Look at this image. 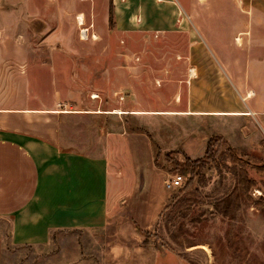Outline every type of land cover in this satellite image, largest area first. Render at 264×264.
I'll return each instance as SVG.
<instances>
[{"label":"rangeland","instance_id":"374dc122","mask_svg":"<svg viewBox=\"0 0 264 264\" xmlns=\"http://www.w3.org/2000/svg\"><path fill=\"white\" fill-rule=\"evenodd\" d=\"M204 2L183 1L193 29L158 33L116 30L111 0H0V102L61 113L59 143L109 165L103 228L54 231L42 247L6 243L0 264L123 263L136 245L131 257L142 264L154 257V264H264V144L232 146L212 135L205 159L193 162L162 149L160 137L191 131V118L178 117L176 127L152 122L156 143L131 112L169 103L176 88L162 82L184 85L183 104L186 85L211 71L206 50L224 54L228 82L243 76L250 42L236 39L242 25L234 21L250 10L236 0ZM138 163L162 171L151 176L146 205L161 193L170 197L143 232L130 226L132 199L143 190ZM174 174L184 176L182 186L164 189L163 178ZM1 226L5 235L8 223Z\"/></svg>","mask_w":264,"mask_h":264},{"label":"crops","instance_id":"0c3cea01","mask_svg":"<svg viewBox=\"0 0 264 264\" xmlns=\"http://www.w3.org/2000/svg\"><path fill=\"white\" fill-rule=\"evenodd\" d=\"M183 1L111 0L114 26L124 32L176 33L186 31L185 27L191 30L190 17L184 11L188 6ZM236 1L241 9L250 10L248 16L234 21L235 25H242L236 39L250 42L244 51L247 59L242 62L246 68L243 76H234L233 83L229 76L228 82L227 73L232 71L221 59L224 54L206 50V69L211 71H206V77L204 72L200 73L199 79L186 85L188 95L183 104L178 103L177 95L184 85L162 82V87L176 88L169 103L152 102L144 109L131 111L149 131L155 129L152 122H170V126L176 127L174 121L178 117L192 119L195 128H185L181 137L174 138L163 130L160 137L162 146H166L158 145L165 151L179 150L185 158L199 159L212 135L222 136L232 146L249 141L264 144V0ZM203 36L206 40L204 33ZM211 57L217 60L213 62ZM59 114L0 102V256L6 243L14 247H42L49 243L54 231L98 229L105 225L107 158L63 147L54 126ZM200 120H206L205 126H200ZM213 121L216 128L210 126ZM152 133L154 141L159 142V134ZM135 167L137 183L143 190L132 199L130 210L135 216L130 226L143 232L156 222L170 197L164 192L146 205L142 196L150 189L151 176L162 171L155 164L146 167L138 163ZM166 179L163 178L164 189ZM1 221L8 223L5 235ZM139 246L130 250L129 260L108 264H142L131 257ZM155 262L154 257L149 264Z\"/></svg>","mask_w":264,"mask_h":264},{"label":"built area","instance_id":"2783aa9c","mask_svg":"<svg viewBox=\"0 0 264 264\" xmlns=\"http://www.w3.org/2000/svg\"><path fill=\"white\" fill-rule=\"evenodd\" d=\"M184 181V176L181 174H174L170 178L166 179L164 185L167 189H176L181 187Z\"/></svg>","mask_w":264,"mask_h":264},{"label":"trees","instance_id":"16d2710c","mask_svg":"<svg viewBox=\"0 0 264 264\" xmlns=\"http://www.w3.org/2000/svg\"><path fill=\"white\" fill-rule=\"evenodd\" d=\"M209 142V141H208ZM207 148H208V143H207V147H206V151H205V154L199 158V159H196V160H192L193 162H200L201 160L205 159L206 155H207ZM188 159V158H187Z\"/></svg>","mask_w":264,"mask_h":264},{"label":"bare ground","instance_id":"6f19581e","mask_svg":"<svg viewBox=\"0 0 264 264\" xmlns=\"http://www.w3.org/2000/svg\"><path fill=\"white\" fill-rule=\"evenodd\" d=\"M117 111V110H116ZM120 112V111H119ZM118 113V112H117Z\"/></svg>","mask_w":264,"mask_h":264}]
</instances>
